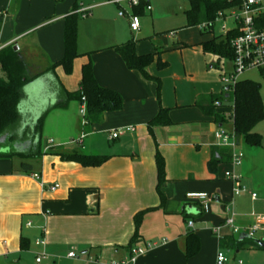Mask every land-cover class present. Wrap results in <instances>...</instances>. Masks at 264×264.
Returning <instances> with one entry per match:
<instances>
[{
	"label": "crops",
	"instance_id": "obj_1",
	"mask_svg": "<svg viewBox=\"0 0 264 264\" xmlns=\"http://www.w3.org/2000/svg\"><path fill=\"white\" fill-rule=\"evenodd\" d=\"M108 1L84 0L79 3L76 0L70 10H64L57 18L49 16L48 22L38 19L29 31L0 46L1 50L17 45L20 55L34 58L35 66L54 64L64 55V18L76 4L79 9L92 7L85 18L79 13L80 19L88 20V24L79 25L80 56L74 61L73 73L68 76L59 67L56 70L58 80L68 92L79 90L82 68L91 62L98 84L119 92L124 99L121 111L106 113L102 122L92 125L89 131L86 130L89 126H84L83 119L77 116L75 101L66 108L51 109L42 130V137L46 130L51 137L45 145L41 143L42 156L30 160L34 167L31 174L21 172L20 168L14 169L12 165L10 168L9 159L0 158V168H3L0 170V264H112L128 259L129 244L135 232V215L160 206L157 148L166 161L167 182L162 188L166 204L144 217L139 244L157 243V246L141 256L137 264H217L220 250L227 253L226 264H239V261L264 264L261 234L250 239L245 234L233 235L231 230L224 229V239L220 241L211 232L214 226L223 223L225 207L231 203L238 214V225L244 229L251 225L252 213L264 214V123L256 127L263 136L261 147L245 144L241 136H238L235 148L217 145L215 132L219 129L233 132L232 121L217 124L196 103L206 104L211 95H223V85L220 81L221 90L214 93L202 80L199 82L190 74L192 92L188 97L171 99L164 92L160 105L157 83L129 70L114 50L116 46L135 40L134 34L142 32L141 28L139 32L131 30L130 15L152 16L151 0H142L146 6L141 12ZM10 2V7L0 13L17 18L21 0ZM148 6L150 10H147ZM121 11L126 15L120 16ZM34 29L38 41L20 44ZM214 31L211 39L223 35L222 30L216 32V27ZM135 41L138 55L156 53V63L161 58L170 66L162 59L164 50H142ZM199 44L193 46L201 49ZM205 55L211 56L209 68H217L220 78L222 73L233 69L231 61ZM148 73L162 82L161 75L151 66ZM52 78L39 79L24 89V100L28 104L37 100L35 103L39 105L36 116L29 114L34 116V121L63 99V93ZM160 106L170 110L173 124L155 127L152 136L149 122L157 116ZM22 111H29L28 106L24 104ZM122 127H134L135 131L116 140L110 139L111 132ZM83 132L87 136L82 145L72 143ZM50 140L53 145H49ZM4 141L2 139V143ZM243 144L246 149L243 148L242 164L235 166L234 154ZM20 148L16 145V149ZM73 152L108 156L109 160L102 166L84 167L64 159ZM212 161L218 163L213 167L215 171L209 168ZM258 167L262 170H254ZM227 171L238 176L240 184L248 191L234 196L235 185L227 179ZM34 174L41 176L43 188L40 181L32 177ZM55 184L59 188L51 191ZM195 193H206L212 198L208 213L202 211L198 201L188 198L189 194ZM251 193L257 194V200L252 199ZM190 221L194 222L193 227L189 226ZM190 231L198 235L200 251L187 259L185 237ZM23 238L28 241L27 250L21 248ZM71 252L77 257L70 258ZM39 257H43L40 263L37 262Z\"/></svg>",
	"mask_w": 264,
	"mask_h": 264
},
{
	"label": "trees",
	"instance_id": "obj_2",
	"mask_svg": "<svg viewBox=\"0 0 264 264\" xmlns=\"http://www.w3.org/2000/svg\"><path fill=\"white\" fill-rule=\"evenodd\" d=\"M61 1V0H59ZM189 8L185 10L187 19V28L207 25L202 29L204 35H214L216 19L219 13L229 10L234 3L228 0H188ZM146 6L141 1L135 11L140 12ZM76 4L65 18L64 29V55L62 59L54 64L44 67L43 64L35 66L34 58L22 56L14 50V46H8L0 50V140L5 139L4 143L9 141L19 145L21 148L16 149V145L10 146L9 153H1L0 158L13 159L19 157L21 162V172L31 174L34 167L30 160L39 159L42 156V130L44 127L45 117L51 109L66 108L70 102L78 101L81 103L85 98L86 101V120L88 128L94 124L102 122L104 115L109 112L121 111L124 107L122 95L112 89L102 87L98 84L91 62L85 64L82 68L80 88L75 92H68L59 82L56 70L61 67L65 73L71 75L74 69V61L80 56L78 52V31L80 15ZM235 36L234 32H228L225 36H214L211 40L199 44L205 54H211L218 59H233V52L230 46L231 39ZM187 46V45H185ZM114 50L123 58L127 68L137 71L149 81L157 83L158 101L161 105L162 82L159 78L148 73V68L154 63L156 53L147 55H138L136 52V41L131 39L126 43L114 47ZM40 56V54H39ZM158 69L163 70L168 64L161 58L157 60ZM59 86L60 92L63 93V99L57 104L45 111L36 121L31 123L24 122L23 119V101L25 98L24 89L29 84L39 79L53 78ZM262 86L258 82L251 80H241L230 93L223 95H211L207 103L200 101L196 103L202 112L213 118L217 124H224L226 121H232L234 132L241 136L245 144L253 147H261L263 136L256 131V127L264 120V102L261 95ZM217 103L219 105L217 106ZM233 109L232 117H225L227 109ZM170 119V110L160 106L157 116L149 122L150 133L153 136L155 127H165L172 125ZM64 159L81 164L84 167H98L105 164L108 156L87 155L80 152H73L66 155ZM157 166V192L160 197V206L149 208L139 212L134 217L135 232L129 244V251L139 244L140 227L146 214L159 208H164L166 204V195L162 188L167 182L166 161L158 148L155 155ZM217 162L209 163V168L215 171ZM28 241L22 239L21 248L28 249ZM230 243L226 244L227 246ZM200 251V240L194 231L187 233L185 237V255L187 259L195 257Z\"/></svg>",
	"mask_w": 264,
	"mask_h": 264
},
{
	"label": "rangeland",
	"instance_id": "obj_3",
	"mask_svg": "<svg viewBox=\"0 0 264 264\" xmlns=\"http://www.w3.org/2000/svg\"><path fill=\"white\" fill-rule=\"evenodd\" d=\"M75 1L76 0H62L60 2H56L55 0H21L20 13L17 18H14L10 13V17L1 15L0 13V25H2L0 30V46L13 37L29 31L32 26H35L38 19L43 18V20L48 22L47 18H49V16L57 18L64 10H70ZM82 1L84 0H78L79 3ZM150 4L153 8V15H140L142 32L134 34V38L137 40V44L140 45L142 50L154 51L160 49L165 51L161 56L163 60L170 63V66L165 70L159 71L156 60L151 65L153 70L161 75L160 77L163 84L161 99L164 92L166 97L169 96L171 99H175V97H179L180 100L186 99L189 92H192V85L189 83L191 76H189V74L198 81L202 80L201 82L209 86L214 93L219 92L222 84V82L220 84L221 78L219 70L217 68L210 69L209 63L212 60L211 56H206L199 47L193 46L210 40L213 35H204L200 26L186 27L187 19L185 10L189 8L188 0H151ZM10 5V0H0V12L6 11ZM11 11L12 9L10 8V12ZM87 24L88 20L83 18L80 19V27L86 26ZM224 26L232 28L233 21L230 18H227L226 21H218L216 32L218 33L221 31ZM35 31L34 29L30 36L27 35L23 37L25 39H22L20 44L24 45L30 41H38V33ZM129 34L131 38L132 35L131 33ZM184 43L188 46H184ZM242 78L261 84V95L264 101V73L253 70L245 73ZM35 102H37V100ZM35 102L33 100L28 104L26 101H23V104L27 105L29 110L23 113L24 122L28 121L31 123L32 121L30 119L38 114L39 105ZM74 104L77 106V116L83 119L80 103L75 101ZM231 111L232 109L230 108L225 112L231 113ZM30 113L34 116L29 119L28 116ZM261 123L263 124L264 120ZM50 137L49 130H46L42 137V144L45 145ZM76 138L79 139L80 137H75V139ZM74 141H72V143ZM55 144H57V142ZM15 145L16 144L10 141L5 144L0 140V152H10L11 148L9 150L7 149L10 146L15 147ZM245 147L246 146L243 144L242 148H237L236 154H243V148ZM69 148L74 149V146H69ZM21 162L22 160L19 157H14L12 160L9 159L7 163L10 168L12 165L13 168L16 169L21 168ZM0 170H3V168H0ZM254 170L260 171L262 167L254 168ZM228 172L232 171H227L225 174Z\"/></svg>",
	"mask_w": 264,
	"mask_h": 264
},
{
	"label": "built area",
	"instance_id": "obj_4",
	"mask_svg": "<svg viewBox=\"0 0 264 264\" xmlns=\"http://www.w3.org/2000/svg\"><path fill=\"white\" fill-rule=\"evenodd\" d=\"M142 0H109L107 3L114 5H128V7H138ZM234 5L226 12L219 13L216 19L217 22L222 20L226 21L230 18L233 21V27L224 26L222 34L225 36L228 32H234L235 36L230 41V46L233 52V59L230 60L233 64V69L230 72L222 73L221 82L223 84L224 93H230L238 82L242 80L245 73L257 70L264 73V0H228ZM151 7H147L150 10ZM92 10V7H82L78 13L82 14L85 18ZM125 11L120 12V16H125ZM130 27L133 32H139L141 28L140 17L134 14L130 15ZM215 25V27H216ZM206 24L201 26V29H205ZM219 103H217V106ZM232 109V108H231ZM81 114L83 116L82 124L88 125L86 120V101L85 98L81 105ZM225 117L233 116V109L231 113H224ZM135 131L134 127H122L118 130L112 131L110 139L116 140L121 136ZM86 133L83 132L80 138L73 143L82 145L83 140L86 137ZM215 141L219 146L236 147V133L228 132L224 129H219L215 132ZM53 140L49 141V145H53ZM49 149V148H48ZM243 154H234L233 165L240 166L242 164ZM32 177L40 181L42 188L45 186L39 174H34ZM227 179L234 183L233 194L239 196L242 193L247 192V188L240 184V178L232 173H226ZM59 188L58 184L53 185L50 190L56 191ZM253 200H257V194L251 193ZM189 199L196 200L201 204L202 211L208 213L210 211V205L212 198L206 193L189 194ZM226 217L223 223L214 226L211 232L220 241L224 239L223 230H231L233 235L245 234L248 238L254 239L257 235L261 234L264 238V214L252 213V223L247 228H242L238 225V214L234 209V204L231 203L225 207ZM189 226L193 227L194 222L190 221ZM165 241H163L164 243ZM41 244H45L41 242ZM157 243H144L136 245L128 259L121 262H113L112 264H137L138 259L154 249ZM70 258H76V254L71 252ZM43 257H39L37 262L40 263ZM228 257L225 251L220 250L217 255V264H226ZM243 264L242 261L238 262Z\"/></svg>",
	"mask_w": 264,
	"mask_h": 264
},
{
	"label": "water",
	"instance_id": "obj_5",
	"mask_svg": "<svg viewBox=\"0 0 264 264\" xmlns=\"http://www.w3.org/2000/svg\"><path fill=\"white\" fill-rule=\"evenodd\" d=\"M14 50H15L16 52H19V47H18L17 45H15V46H14ZM238 136H239V135H237V133H236V140H237Z\"/></svg>",
	"mask_w": 264,
	"mask_h": 264
}]
</instances>
